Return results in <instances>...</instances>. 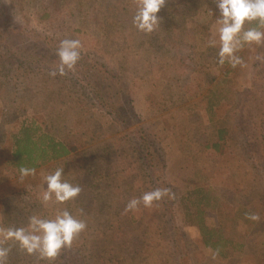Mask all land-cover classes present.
I'll use <instances>...</instances> for the list:
<instances>
[{"label": "rangeland", "instance_id": "374dc122", "mask_svg": "<svg viewBox=\"0 0 264 264\" xmlns=\"http://www.w3.org/2000/svg\"><path fill=\"white\" fill-rule=\"evenodd\" d=\"M137 4L0 0V228L63 209L86 223L53 259L4 242L5 264H264V42L221 65L217 0H165L150 33ZM64 39L80 59L52 76ZM32 122L76 150L22 176L13 137ZM58 168L81 188L63 204L43 200Z\"/></svg>", "mask_w": 264, "mask_h": 264}, {"label": "clouds", "instance_id": "9594fccd", "mask_svg": "<svg viewBox=\"0 0 264 264\" xmlns=\"http://www.w3.org/2000/svg\"><path fill=\"white\" fill-rule=\"evenodd\" d=\"M165 0H138L137 11L133 17V24L140 31L150 33L158 26L160 18L158 13L164 6ZM219 16L217 29L219 38L218 63L223 65L228 61L233 67L241 63V58L235 53L245 44L264 42V0H217ZM255 21L256 27L244 28L246 22ZM215 46L216 40L210 41ZM81 42L78 39H64L60 41L57 49L59 57L58 66L51 71V75L57 73L63 76L67 70H73L80 59ZM35 172L33 168L21 167L22 176ZM63 169L58 168L46 175L47 190L43 195L44 201L55 199V202L63 204L75 198L81 191L78 185H74L63 178ZM170 195L167 188H157L143 193L138 199H132L127 209H135L141 202L145 207H150L154 201L161 200ZM251 219L258 217L252 215ZM86 223L75 218L67 209L58 211L54 218H42L32 216L29 218L27 228H0V245L6 241H15L29 254L38 251L42 258H55L62 247H70L84 229ZM9 248L0 246V264H5Z\"/></svg>", "mask_w": 264, "mask_h": 264}, {"label": "trees", "instance_id": "16d2710c", "mask_svg": "<svg viewBox=\"0 0 264 264\" xmlns=\"http://www.w3.org/2000/svg\"><path fill=\"white\" fill-rule=\"evenodd\" d=\"M44 13L45 14L43 16L49 15L48 12H44ZM203 25L198 26V28H200ZM249 27H256V22L255 21L251 23L246 22L244 28L247 29ZM225 63H229V62L225 61ZM228 72L229 70L226 72V75ZM107 88L112 98L114 96L113 85L108 83ZM100 98L102 100V96ZM260 101H261L259 105L260 111L258 109L259 113H261L262 110L264 111V91ZM208 107L210 109H213L214 108L213 102L209 103ZM263 122L264 119L259 118V120L254 123V127L256 128V130L260 132L257 138L259 143L262 145V148L264 147V128L262 126ZM13 142L14 144H13L12 156L14 160H16V165L18 166L19 171L21 167L34 169L39 165L43 164L44 162L62 158L64 156L71 154L76 150V146L58 140L48 133L40 132L39 128L34 124V122L28 124L26 123L22 125L20 130L14 134ZM145 150L147 151L150 150L146 146V144L144 147V151ZM148 156H151V154Z\"/></svg>", "mask_w": 264, "mask_h": 264}]
</instances>
